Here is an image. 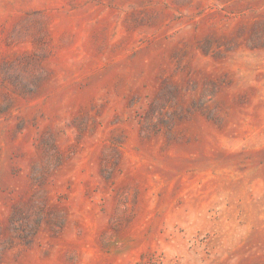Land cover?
<instances>
[{
    "label": "rangeland",
    "instance_id": "rangeland-1",
    "mask_svg": "<svg viewBox=\"0 0 264 264\" xmlns=\"http://www.w3.org/2000/svg\"><path fill=\"white\" fill-rule=\"evenodd\" d=\"M0 264H264V0H0Z\"/></svg>",
    "mask_w": 264,
    "mask_h": 264
}]
</instances>
